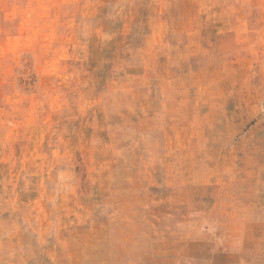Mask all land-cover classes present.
I'll return each mask as SVG.
<instances>
[{
  "label": "clouds",
  "instance_id": "obj_1",
  "mask_svg": "<svg viewBox=\"0 0 264 264\" xmlns=\"http://www.w3.org/2000/svg\"><path fill=\"white\" fill-rule=\"evenodd\" d=\"M256 131L264 0H0V264L264 257Z\"/></svg>",
  "mask_w": 264,
  "mask_h": 264
},
{
  "label": "rangeland",
  "instance_id": "obj_2",
  "mask_svg": "<svg viewBox=\"0 0 264 264\" xmlns=\"http://www.w3.org/2000/svg\"><path fill=\"white\" fill-rule=\"evenodd\" d=\"M248 135H252L247 129H244ZM255 131V130H254ZM256 142L264 143V132L256 131ZM188 258L193 259L194 264H235V258L223 253L222 251H212L208 248L194 249L187 253ZM145 260H151L150 257H144ZM176 259L180 260V264H185V253L179 256L171 255L166 257H156L152 264H174ZM249 264H264V257L253 255L247 257Z\"/></svg>",
  "mask_w": 264,
  "mask_h": 264
}]
</instances>
